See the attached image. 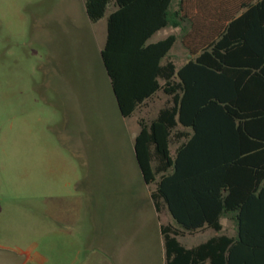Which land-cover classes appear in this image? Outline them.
Returning <instances> with one entry per match:
<instances>
[{
  "label": "rangeland",
  "instance_id": "obj_1",
  "mask_svg": "<svg viewBox=\"0 0 264 264\" xmlns=\"http://www.w3.org/2000/svg\"><path fill=\"white\" fill-rule=\"evenodd\" d=\"M239 4L185 2L198 39ZM88 24L82 0H0V247L27 253L26 264H162L160 221L177 224L165 208L158 220L146 197L154 185L133 152L138 127L119 113L103 36ZM183 38L172 55L186 57ZM221 222L236 235L233 220Z\"/></svg>",
  "mask_w": 264,
  "mask_h": 264
},
{
  "label": "trees",
  "instance_id": "obj_2",
  "mask_svg": "<svg viewBox=\"0 0 264 264\" xmlns=\"http://www.w3.org/2000/svg\"><path fill=\"white\" fill-rule=\"evenodd\" d=\"M172 2L84 0L92 22L111 3L117 7L108 16L101 59L120 115L132 117L158 91L167 97L154 119H138L133 143L143 182L154 185L157 213L165 208L181 229L161 225L165 262L264 264V0H239V12L202 39L186 0L176 10ZM140 10L152 14L150 27L120 30L127 13ZM166 27L181 29L193 55L179 69L168 58L176 36L146 45ZM140 47L148 60L142 67ZM227 216L235 236L221 234L190 249L180 243L184 233L203 228L221 233Z\"/></svg>",
  "mask_w": 264,
  "mask_h": 264
},
{
  "label": "crops",
  "instance_id": "obj_3",
  "mask_svg": "<svg viewBox=\"0 0 264 264\" xmlns=\"http://www.w3.org/2000/svg\"><path fill=\"white\" fill-rule=\"evenodd\" d=\"M82 2H83L84 13H85V15H86V17L88 19V23H89L88 25H89V27L94 32H96L98 35H100L101 36V39H102V36H103V40L101 41V43L99 45V53H100V57H101V50L103 49V47L105 45V42H106V39H107V34H108V16L112 12L116 11L117 10V7L113 3H111L109 5L108 9H107L106 15L102 19H100L99 21L92 22V21H90V19L88 18L87 14H86L84 0H82ZM176 9L177 8H174V0H173V2H172V10H176ZM149 16L152 17V14H148V13L142 11V10L135 11V12H129V13H127V17H128L127 19H128V21H125V23L120 24L119 25V28H120V30H124L125 29V30H127L128 32H131V33H143L144 31H146V28L147 27H150V23H148V20H146V19H148ZM188 27H190V26L188 25L187 28ZM163 31H165V32H163ZM170 35H174V36L177 37V41H176L174 47L172 48V50H173L175 48L176 44L178 42H180L179 38H181L182 35H183V32L181 31L180 28H176V29L170 28V27L163 28V29L155 32L154 35L147 41L146 45L156 44V43L164 40L165 38H167ZM181 43L183 45V42H181ZM183 48L187 52L186 57L185 56L184 57H181L178 54H173L172 55V50L169 52V55H168L169 60L173 62V64L176 66L177 69L181 68L183 65H185L189 61V59L193 58V55L187 51V49L185 48L184 45H183ZM143 51H144V47H140L138 49V51H137L138 57H139V60H137V61L140 63V67H142V64H144L146 61H148L147 58L144 56L145 55L144 54L145 52H143ZM124 55L127 56L128 54L124 53ZM166 62H167V58L165 57L161 61V64L164 65V64H166ZM103 67H104V65H103ZM104 71L106 73L108 82L110 84V79H109V77L107 75V72H106L105 68H104ZM141 74H144V73H141ZM158 81H159L160 84H163L164 83L163 80H161V79H159ZM110 88H111V85H110ZM111 92H112V96L114 97L112 89H111ZM162 97H165V95L161 91H158L156 93V95H154V97H153L152 100H148L145 103V105L140 106L135 111V113L133 114L132 117H134L133 119L135 121V124L138 127V130H137V132L134 135V138L132 140V148H133L134 139L137 136V134L139 133V129H140L139 128V125H138V119L139 118H145V119H148L149 118L148 120L154 119L157 116L158 111L160 110V108L163 107V106H161V107L156 108L157 105H158V103H159V100ZM114 100H115V98H114ZM179 145H180V142L179 143H175V147H178ZM133 152H134V149H133ZM150 192H151V190L146 191V197H147L149 203L151 204L152 209L155 212L156 217L158 218V220H160V213H157V211H156V209L154 207L153 201H152L151 196H150ZM168 214H169V212H168ZM161 225H172L175 229H180L177 225H174L171 222L170 218H169V221H168L167 224H164L163 222L160 221V233H161ZM222 225H223V223H222ZM209 230H212V229H210V228H203L201 230H198L196 232H192V233H189V234L184 233L178 239H179L180 243L184 247L190 249V248L196 247V246H198V245H200L202 243L207 242L208 240H210L211 238H213L215 236H218V235H221V234L222 235H225L221 231V233H217L216 232V234L209 235L208 237H206V239H204L203 241H201L200 243L195 244V245H185V244L182 243V240L186 239L187 237H190V236H193V235H198L200 233H205V232H207ZM161 236H162V234H161ZM163 247H164V243H163ZM216 254L220 255V252H216ZM212 262L213 261H211L210 258L209 259L208 258L207 259L203 258V259H201V261H198V264H213ZM162 264H166V262H165V252L164 251H163V256H162Z\"/></svg>",
  "mask_w": 264,
  "mask_h": 264
},
{
  "label": "water",
  "instance_id": "obj_4",
  "mask_svg": "<svg viewBox=\"0 0 264 264\" xmlns=\"http://www.w3.org/2000/svg\"><path fill=\"white\" fill-rule=\"evenodd\" d=\"M28 258L27 253L0 247V264H26Z\"/></svg>",
  "mask_w": 264,
  "mask_h": 264
}]
</instances>
